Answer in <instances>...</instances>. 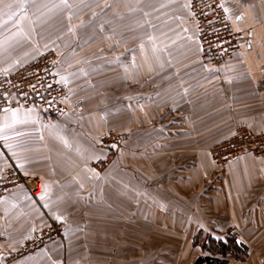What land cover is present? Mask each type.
Instances as JSON below:
<instances>
[{"label": "crops", "instance_id": "0c3cea01", "mask_svg": "<svg viewBox=\"0 0 264 264\" xmlns=\"http://www.w3.org/2000/svg\"><path fill=\"white\" fill-rule=\"evenodd\" d=\"M220 1L243 38L219 67L202 60L193 0L0 3V73L54 51L67 90L60 117L0 114V178L16 166L42 184L0 200V264H196L209 237L244 246L229 264H264V158L210 156L238 128L264 134V0ZM109 133L125 140L99 172ZM52 225L63 238L7 262Z\"/></svg>", "mask_w": 264, "mask_h": 264}, {"label": "built area", "instance_id": "2783aa9c", "mask_svg": "<svg viewBox=\"0 0 264 264\" xmlns=\"http://www.w3.org/2000/svg\"><path fill=\"white\" fill-rule=\"evenodd\" d=\"M220 0H193L192 19L196 25L205 63L219 67L232 60L240 51L243 34L232 27L227 13L219 5ZM56 52L48 51L18 72L7 75L0 73V114L4 109L21 106L27 109L37 108L48 117H60L65 113L63 100L67 90L53 75L57 65ZM124 137L109 134L102 140V146L108 150L107 156L94 164L98 171L109 168L115 162ZM255 154L264 158V134L257 135L248 128H238L227 141L215 146L210 155L219 166H225L245 154ZM26 187L36 199L42 194V184L38 178L27 176L16 166H12L3 178H0V200L15 187ZM63 238V228L52 225L38 232L33 240L7 260L12 263L29 255L45 243Z\"/></svg>", "mask_w": 264, "mask_h": 264}, {"label": "trees", "instance_id": "16d2710c", "mask_svg": "<svg viewBox=\"0 0 264 264\" xmlns=\"http://www.w3.org/2000/svg\"><path fill=\"white\" fill-rule=\"evenodd\" d=\"M201 239V236L196 237V242L199 243ZM202 247L204 256L196 264H229L228 259L243 261L248 256L244 246L238 245L237 240L222 242L209 237Z\"/></svg>", "mask_w": 264, "mask_h": 264}, {"label": "snow or ice", "instance_id": "6c2138e0", "mask_svg": "<svg viewBox=\"0 0 264 264\" xmlns=\"http://www.w3.org/2000/svg\"><path fill=\"white\" fill-rule=\"evenodd\" d=\"M2 2H3V0H0V3H2ZM15 3H16V5H17L21 10L24 9L25 0H15ZM186 6H187V7H190V5H186ZM12 7H13V4H11V3L5 5V8H8V9H11ZM219 7H221L225 13H228V12L230 11L229 8L225 7L223 3L220 4ZM3 11H4V9H0V12H3ZM13 15H15L14 12H13V13H10V14H9V18L11 19V17H12ZM236 19H237V20H240V19H242V17L238 15V16L236 17ZM240 30H241V29H239V28L236 29V31H240ZM185 31H187V29H185ZM62 79H63V78H62ZM4 111H5V112H8V111H10V109H7V108H6V109H4ZM15 115H16V112L13 111V116L15 117ZM3 139L7 140L8 137L5 136V137H3ZM20 167H23V165H20ZM56 219L59 220L60 217L57 216Z\"/></svg>", "mask_w": 264, "mask_h": 264}, {"label": "rangeland", "instance_id": "374dc122", "mask_svg": "<svg viewBox=\"0 0 264 264\" xmlns=\"http://www.w3.org/2000/svg\"><path fill=\"white\" fill-rule=\"evenodd\" d=\"M109 134H114V133H109ZM109 134H106L105 136H107V135H109ZM104 136V137H105ZM103 137V138H104ZM103 138H102V140H103ZM102 140H101V145H102ZM125 140V138L123 139V141ZM123 146V145H122ZM121 146V147H122ZM103 147V146H102ZM104 148V147H103ZM121 149V148H120ZM104 150H106L105 148H104ZM119 151V150H118ZM106 152H107V154H108V150H106ZM118 153V152H117ZM118 155V154H117ZM117 155H116V158H117ZM107 156V155H106ZM211 156V155H210ZM115 162H116V159H115ZM114 163V162H113ZM113 163L111 164V165H113ZM217 164V163H216ZM107 169H109V168H106L105 170H107ZM105 170H102V171H99V172H103V171H105ZM24 173V172H23Z\"/></svg>", "mask_w": 264, "mask_h": 264}, {"label": "water", "instance_id": "95a60500", "mask_svg": "<svg viewBox=\"0 0 264 264\" xmlns=\"http://www.w3.org/2000/svg\"><path fill=\"white\" fill-rule=\"evenodd\" d=\"M237 243H238V245H241V242L240 241H238Z\"/></svg>", "mask_w": 264, "mask_h": 264}]
</instances>
